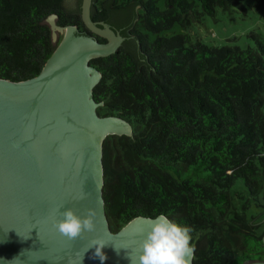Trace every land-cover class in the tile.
<instances>
[{"label":"trees","instance_id":"1","mask_svg":"<svg viewBox=\"0 0 264 264\" xmlns=\"http://www.w3.org/2000/svg\"><path fill=\"white\" fill-rule=\"evenodd\" d=\"M82 1L73 11L65 0H0V77L40 74L56 49L50 15L88 31ZM94 1L92 19L125 37L116 53L91 61L102 74L94 98L101 115L133 127L132 135L103 142L111 229L165 213L193 228V264L264 261L256 213L248 204L231 209L238 179L252 200L264 198V41L216 47L190 43L188 34L160 35L243 0H166L163 8L159 0ZM257 1L264 16V0Z\"/></svg>","mask_w":264,"mask_h":264},{"label":"water","instance_id":"2","mask_svg":"<svg viewBox=\"0 0 264 264\" xmlns=\"http://www.w3.org/2000/svg\"><path fill=\"white\" fill-rule=\"evenodd\" d=\"M93 3L82 1L87 33L55 25L57 15L47 18L53 41L54 28L65 36L39 75L0 77V264H131L153 219L135 217L113 231L106 214L103 142L111 134L132 135L133 127L97 111L103 103L94 88L102 74L91 61L116 53L125 37L92 19ZM65 4L78 11L80 0ZM61 205V212L73 207L82 216L95 208L96 229L73 241L62 236L53 226ZM97 236L109 241L103 260L88 247Z\"/></svg>","mask_w":264,"mask_h":264},{"label":"rangeland","instance_id":"3","mask_svg":"<svg viewBox=\"0 0 264 264\" xmlns=\"http://www.w3.org/2000/svg\"><path fill=\"white\" fill-rule=\"evenodd\" d=\"M165 1L166 0H159V6L162 8L165 7ZM53 21L55 25H58L57 17ZM54 29V42L57 47L63 40L65 34L64 32L58 31L57 28ZM51 30L53 35L52 27ZM175 34H188L190 36V43L200 40L208 45L216 47L237 45L247 48L248 46H254L257 38L264 41V16L258 7L257 0H243L241 7H219L215 15H205L203 20L200 21L193 19L190 27L185 28L180 24H176L172 29L160 33V35L168 36ZM149 35L151 40L157 37V34L150 33ZM52 37L54 39V36ZM97 111H101L100 106L97 108ZM231 196L233 200L231 206L232 210L242 211V204H248L250 209H253L256 214L252 212V217L255 216L253 218L254 222H257L256 225L258 224L255 232L257 234H263L264 198L262 197V199H258V201L252 200L244 180L242 179H238L232 187Z\"/></svg>","mask_w":264,"mask_h":264},{"label":"clouds","instance_id":"4","mask_svg":"<svg viewBox=\"0 0 264 264\" xmlns=\"http://www.w3.org/2000/svg\"><path fill=\"white\" fill-rule=\"evenodd\" d=\"M86 198V194L79 199ZM59 219L54 222V227L69 240L81 238L86 232L96 229L97 212L95 208H88L86 215L78 214L73 207L61 212ZM193 228L185 223L178 222L165 213H161L149 221V228L140 242L138 255L130 254L131 264H191L195 248L191 243ZM109 243L102 236L93 237L88 247H95V254L101 258L104 247ZM117 248V247H116ZM120 248H117V250Z\"/></svg>","mask_w":264,"mask_h":264},{"label":"flooded vegetation","instance_id":"5","mask_svg":"<svg viewBox=\"0 0 264 264\" xmlns=\"http://www.w3.org/2000/svg\"><path fill=\"white\" fill-rule=\"evenodd\" d=\"M94 3H95V1H94ZM94 3H93V5H94ZM93 5H92V8H93ZM80 6V5H79ZM81 7H82V4H81ZM67 8H69V7H67ZM71 10V9H70ZM80 10V8L78 7V11ZM81 11H82V8H81ZM113 28L115 29V30H117V32H119L120 33V30L115 26V25H113ZM82 33H87L88 31H84V30H82L81 31ZM121 34V33H120ZM98 39H99V37H98ZM106 41V40H105Z\"/></svg>","mask_w":264,"mask_h":264}]
</instances>
